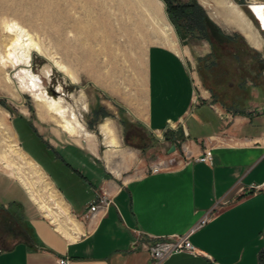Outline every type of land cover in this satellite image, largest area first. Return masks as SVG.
Masks as SVG:
<instances>
[{
    "label": "crops",
    "instance_id": "0c3cea01",
    "mask_svg": "<svg viewBox=\"0 0 264 264\" xmlns=\"http://www.w3.org/2000/svg\"><path fill=\"white\" fill-rule=\"evenodd\" d=\"M207 1L215 6V0ZM259 1L264 0L252 4L264 5ZM229 13L226 18L232 19ZM196 85L177 48L153 43L142 74L99 88L102 98L96 113L102 112L103 121L97 122L98 127L91 121L90 130L86 128L90 135L83 138L87 144L76 142L66 152L82 164L103 161V172H89L90 180L67 161L63 170L56 164L60 155L54 156V171H61L72 187L70 195L48 172L64 197L60 207L53 206L63 212L67 227L59 212L46 215L21 180L6 171L18 181L8 184H18L25 195L23 201L9 205L13 214L19 213L24 229L22 238L13 241L0 228L4 239L0 264H61L62 258L68 264H150V253L140 241L186 234L212 208V218L190 235L197 252L173 253L163 264H260L264 248L262 87H253L257 108L241 113L212 102L208 91L197 92ZM128 123L134 129L131 138L124 136ZM139 130L161 150L145 143ZM173 145L176 149L170 152ZM206 152H211L210 162L199 159ZM158 164L166 166L153 172ZM81 180L90 188H84ZM251 184L263 187L245 191ZM104 194L110 199L108 207L91 214V204ZM6 205L0 208L10 209Z\"/></svg>",
    "mask_w": 264,
    "mask_h": 264
},
{
    "label": "rangeland",
    "instance_id": "374dc122",
    "mask_svg": "<svg viewBox=\"0 0 264 264\" xmlns=\"http://www.w3.org/2000/svg\"><path fill=\"white\" fill-rule=\"evenodd\" d=\"M206 1L0 0V36L5 38L2 35L7 33L10 23L30 34L43 52L34 54L33 72L43 78L46 88L61 91L65 104L76 112L88 130L91 121L98 127L97 122L104 119L102 112L96 113L102 98L99 88L142 74L148 47L153 43L177 48L195 77L196 91L207 90L212 102L233 112L254 110L257 105L252 102V92H257L253 87L264 89V29L262 32L261 21L256 18L257 22L248 7L252 0L234 1L247 15L243 13L258 37V43L249 41L238 27L242 33L229 26L231 22L226 18L228 13L223 1L215 0V6ZM193 4L204 10L200 25L194 22L196 7ZM174 5H187L186 15L180 16ZM10 86L9 92L0 89V134L4 137V128L9 131L19 148L37 164L44 176L40 178L42 185L56 188L62 201L64 197L48 172L53 173L66 195H70L72 187L59 173L61 171H54L57 165L66 170L63 163L67 161L90 180L89 172H103V161L95 160L98 165L82 164L66 152L76 142L86 145L85 134L69 135L55 117L40 109L34 96L15 90L13 82ZM260 98L264 101L263 96ZM133 130L128 123L124 136L131 138ZM138 134L145 143H152L155 150H161V145L151 140L146 132L139 130ZM6 145L4 141L2 149L8 148ZM52 145L60 155L56 159L57 165L49 150ZM72 150L77 153V149ZM6 171L17 175L0 164V204L9 207L14 200L23 201L25 195L18 184H8L18 181ZM23 173L32 184L34 175L27 168ZM81 183L84 188H90L88 182L81 180ZM35 188L38 190L39 187ZM41 194L48 203L47 193L42 191ZM50 205L60 213L63 225L67 227L63 212L55 209L52 202ZM12 210L0 208V228L9 233L10 239L17 241L22 238L24 228L20 226L19 213L13 214Z\"/></svg>",
    "mask_w": 264,
    "mask_h": 264
},
{
    "label": "bare ground",
    "instance_id": "6f19581e",
    "mask_svg": "<svg viewBox=\"0 0 264 264\" xmlns=\"http://www.w3.org/2000/svg\"><path fill=\"white\" fill-rule=\"evenodd\" d=\"M221 2L224 5L226 4V6L223 5V7L227 8L226 13L230 14L229 12H231L234 15L232 19H228L231 25L238 27L249 41L258 43V37L255 35L250 22L244 17L241 10L231 1L227 2V0H220V3ZM257 5L261 4L253 3L251 5L252 9ZM259 14L264 16V11H261ZM11 24L12 23L8 25L7 33L2 35L5 38L0 36V89L9 92L11 90L10 83L13 82L16 88L15 90L19 92L26 91L34 96L40 109L44 110V113L47 115L49 114L51 117H55L58 125L69 135H80V132L86 136L90 135L85 125L79 120V116L76 112L65 104V99L62 97L61 91L57 89L53 92L46 88L43 78L33 72L32 61L34 54H42L41 47L34 42L30 34L24 30V28L16 24ZM260 27L262 28V26ZM263 29L264 27L262 30ZM106 128L105 125L104 129ZM3 131V134H5L4 137L0 134V164L15 172L17 175L16 177L21 180L34 201L37 202L43 212L50 217V215L54 213L50 202L57 207L61 206L62 201L60 200L59 193L53 187H51V189L40 183V178L43 176L41 169L38 168L37 164L32 161L28 154L19 148L20 146L13 140L11 133L6 131L5 128ZM4 141L7 143L6 146L8 148L3 146L5 149H2ZM24 168H27L28 172L34 175L36 181H32V184L30 178L23 173ZM32 185L35 187L38 186V190ZM49 185L51 186V184ZM42 191L47 193L48 203L42 198Z\"/></svg>",
    "mask_w": 264,
    "mask_h": 264
},
{
    "label": "built area",
    "instance_id": "2783aa9c",
    "mask_svg": "<svg viewBox=\"0 0 264 264\" xmlns=\"http://www.w3.org/2000/svg\"><path fill=\"white\" fill-rule=\"evenodd\" d=\"M249 5V4H248ZM250 6V5H249ZM221 112V111H220ZM223 112H221L222 114ZM202 161H211V152H206L202 157L199 158ZM165 164H158L152 168L153 172L161 171ZM263 185L251 184L245 191L255 192L262 188ZM110 199L107 195L100 196L95 202L90 206L91 214H94L96 210H104L108 207ZM215 208H212L199 220V222L192 228V230L186 234L169 236V237H158L149 240L140 241L142 248H145L150 253V264H163L164 260L176 252L189 251L197 252L196 247L190 239V235L196 229L204 226L213 216ZM61 264H68L69 261L66 258L60 259Z\"/></svg>",
    "mask_w": 264,
    "mask_h": 264
},
{
    "label": "trees",
    "instance_id": "16d2710c",
    "mask_svg": "<svg viewBox=\"0 0 264 264\" xmlns=\"http://www.w3.org/2000/svg\"><path fill=\"white\" fill-rule=\"evenodd\" d=\"M185 7H187V5H183V6L182 5H176V6L174 5V9L179 11L178 14L180 16H185L186 15L184 13ZM194 7H196V11H194V14H193L194 22L197 25H200L203 22L202 19L204 17V12H203L204 10L202 9V7L200 5H197V4L194 5ZM263 90L264 89L262 88V93H264ZM239 112L244 113V110H239ZM76 172H79V171H76ZM260 264H264V248L262 249L261 254H260Z\"/></svg>",
    "mask_w": 264,
    "mask_h": 264
},
{
    "label": "snow or ice",
    "instance_id": "6c2138e0",
    "mask_svg": "<svg viewBox=\"0 0 264 264\" xmlns=\"http://www.w3.org/2000/svg\"><path fill=\"white\" fill-rule=\"evenodd\" d=\"M253 12L254 14L257 15V19H259L261 21V26L264 27V16H261L259 13L261 11H264V5H257L255 7H253Z\"/></svg>",
    "mask_w": 264,
    "mask_h": 264
},
{
    "label": "flooded vegetation",
    "instance_id": "af4514ba",
    "mask_svg": "<svg viewBox=\"0 0 264 264\" xmlns=\"http://www.w3.org/2000/svg\"><path fill=\"white\" fill-rule=\"evenodd\" d=\"M49 150L52 151V154H53L54 156H57V155L59 154L57 148L54 147L53 145H52V148H49ZM3 243H4V239H3L2 234L0 233V247H1V245H2Z\"/></svg>",
    "mask_w": 264,
    "mask_h": 264
},
{
    "label": "water",
    "instance_id": "95a60500",
    "mask_svg": "<svg viewBox=\"0 0 264 264\" xmlns=\"http://www.w3.org/2000/svg\"><path fill=\"white\" fill-rule=\"evenodd\" d=\"M248 7L252 10V8L248 5ZM253 11V10H252ZM256 15V14H255ZM256 18H257V15H256ZM176 149V146L173 145L171 148H170V152L174 151Z\"/></svg>",
    "mask_w": 264,
    "mask_h": 264
}]
</instances>
